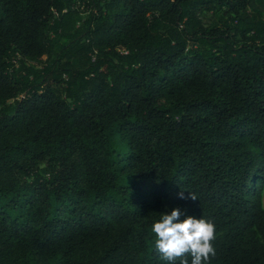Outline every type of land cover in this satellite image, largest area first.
<instances>
[{
    "label": "trees",
    "instance_id": "1",
    "mask_svg": "<svg viewBox=\"0 0 264 264\" xmlns=\"http://www.w3.org/2000/svg\"><path fill=\"white\" fill-rule=\"evenodd\" d=\"M263 188L264 0H0V264H264Z\"/></svg>",
    "mask_w": 264,
    "mask_h": 264
},
{
    "label": "clouds",
    "instance_id": "2",
    "mask_svg": "<svg viewBox=\"0 0 264 264\" xmlns=\"http://www.w3.org/2000/svg\"><path fill=\"white\" fill-rule=\"evenodd\" d=\"M179 196L185 198L183 192ZM189 198L197 200L191 193ZM184 215L177 207L170 214L163 213L159 221L153 223L155 251L167 264H211L216 256L214 222L191 215L181 219Z\"/></svg>",
    "mask_w": 264,
    "mask_h": 264
},
{
    "label": "rangeland",
    "instance_id": "3",
    "mask_svg": "<svg viewBox=\"0 0 264 264\" xmlns=\"http://www.w3.org/2000/svg\"><path fill=\"white\" fill-rule=\"evenodd\" d=\"M262 201L264 203V188H263V191H262Z\"/></svg>",
    "mask_w": 264,
    "mask_h": 264
}]
</instances>
